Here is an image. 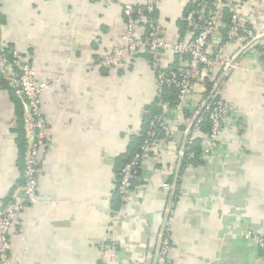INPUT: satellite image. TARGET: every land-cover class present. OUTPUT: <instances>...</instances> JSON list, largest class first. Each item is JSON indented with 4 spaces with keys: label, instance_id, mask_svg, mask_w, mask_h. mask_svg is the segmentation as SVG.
<instances>
[{
    "label": "crops",
    "instance_id": "crops-1",
    "mask_svg": "<svg viewBox=\"0 0 264 264\" xmlns=\"http://www.w3.org/2000/svg\"><path fill=\"white\" fill-rule=\"evenodd\" d=\"M194 1L160 0L165 40L191 37L185 15ZM143 2L0 0L1 41L32 60L48 82L39 200L11 231L20 264H97L112 243L114 264H155L163 235L170 264H264L258 245L244 237L249 229L264 237L263 44L246 51L238 41L222 45L236 66L221 81L229 113L211 155L194 160L185 149L206 90L201 81L183 110H168L171 127L142 161L128 199L118 194L120 170L139 150L146 114L155 106L157 79L147 52L117 68L101 59L125 44L124 5ZM233 8L250 33L263 29L264 0ZM136 29L139 35L138 22ZM161 59L179 68L188 58L164 52ZM25 132L21 101L0 85V207L24 184ZM206 134L199 135L205 140Z\"/></svg>",
    "mask_w": 264,
    "mask_h": 264
},
{
    "label": "built area",
    "instance_id": "built-area-1",
    "mask_svg": "<svg viewBox=\"0 0 264 264\" xmlns=\"http://www.w3.org/2000/svg\"><path fill=\"white\" fill-rule=\"evenodd\" d=\"M195 1L196 5L189 9L185 15V22L191 37L176 41L165 40L164 26L153 15L160 0H144L141 4L126 3L123 7L126 24L123 34L125 44L113 49L101 59L102 65L117 68L123 64L125 58L147 52L150 55V64L157 79L158 106L162 112L154 115L150 120L139 150L120 170L117 188L120 197L124 200L128 199L133 189L134 179L142 161L150 153L159 149L160 133H158V129L166 132V128L171 127L165 121L168 110L170 108L183 110L189 98L194 95L196 85L212 72L214 66L221 67V73L214 81L210 92L207 93L206 87L200 101V110L193 117L187 131L185 149L189 150L193 139L201 136L199 135L202 121L200 115L205 112L210 118L211 127L203 140L201 158H208L216 147L222 131L223 119L229 113L228 104L220 96V85L230 69L234 68L236 64L234 57H224L225 51L222 46L224 44L218 40L217 36L224 8L239 7L246 0ZM138 17L144 19L148 25V27L143 26L139 35L136 29ZM231 24L227 41H238L241 44L240 51H246L257 44L264 45V27L257 33L248 32V36L243 35L241 33L242 21L238 11L233 12ZM213 45L217 46L213 47ZM212 48H214L213 54H211ZM164 52L181 57L188 55L189 58L182 67L167 68L161 59ZM0 73L22 103L23 121L26 126L24 184L14 191L5 205L0 207V264H20L12 254L11 231L16 219L26 207L39 200L41 151L47 145L48 140V120L42 109V96L48 88V82L40 79L32 61L24 59L17 48L6 45L1 39ZM166 88L177 89L178 101L175 106H170V103L164 99ZM166 137H170L169 132L166 133ZM192 157H194V153L191 151L189 158ZM166 187L170 188L171 185L167 184ZM244 237L258 245L264 259V237L252 229L247 230ZM169 244L163 235L155 264H170L168 260ZM114 249H116L115 243L105 248L97 264H114ZM130 264L144 263L135 259Z\"/></svg>",
    "mask_w": 264,
    "mask_h": 264
},
{
    "label": "trees",
    "instance_id": "trees-1",
    "mask_svg": "<svg viewBox=\"0 0 264 264\" xmlns=\"http://www.w3.org/2000/svg\"><path fill=\"white\" fill-rule=\"evenodd\" d=\"M195 5H196V1L191 2V4L189 5L187 11L189 9H191L192 7H194ZM233 11H234V8L231 7V6L230 7H226V9L224 10V16L222 17L223 18L222 19L223 20L222 21L223 22L222 32H223V35H224V41L222 42L223 44L226 43L227 38H228V31H229V29L232 26V24H231V15L233 14ZM153 15H154L155 18H157V19L159 18L158 15H157V9L155 10ZM136 22H138L141 25L142 29H143V26L148 27V25L145 23L144 19H141L140 17H138L136 19ZM241 31H242L241 33H243V35L248 36L247 34H248L249 31L246 30L245 26L242 27ZM260 45L261 44H257V45H255V47L260 49ZM262 50H264V49L262 48ZM213 53H214V48L211 49V54H213ZM21 55H22V53H21ZM186 56H187V58H189L188 55H186ZM30 61H32V60H30ZM220 73H221V67L214 66L213 69H212V72L208 76H205L202 79L204 84H206L207 93L210 92V90L212 89V85H213L214 81L216 80V78H218ZM0 85L1 86H6L7 88L11 89V87L8 84V82L4 79V77L1 75V73H0ZM164 99L170 103V106H175L176 102L178 101L177 89L176 88H166L165 91H164ZM158 102H159V99H158V96H157L156 102H155V106L153 108H150L148 113L146 114V121H147V127L146 128H148L149 122L154 117V115L160 114L162 112L161 108L158 106ZM186 116H190L191 117L192 115L186 112ZM200 116L202 117V121H201V124H200V129H201V131L203 133L204 132L206 133V132H208L210 130V127H211L210 118H209L208 114L205 113V112L203 114H201ZM163 132H164V130L158 129V133H160V135H163L164 134ZM144 136H145V133H144V135L142 137V141L144 139ZM202 140H203V138H201V136H198L195 139H193V141L189 145L190 149L186 151V156L187 157L189 156V152L192 151L194 153V157H192L194 160H198V159L200 160L201 159ZM23 151H25V137H24V140H23ZM132 157L133 156L128 157L126 159V161L123 163V165L128 160H130ZM139 168H138V170H139ZM136 179H137V174H136V178L134 179V183L136 182ZM119 196H120V194H119Z\"/></svg>",
    "mask_w": 264,
    "mask_h": 264
},
{
    "label": "rangeland",
    "instance_id": "rangeland-1",
    "mask_svg": "<svg viewBox=\"0 0 264 264\" xmlns=\"http://www.w3.org/2000/svg\"><path fill=\"white\" fill-rule=\"evenodd\" d=\"M164 29V28H163ZM165 30V29H164ZM164 36V35H163Z\"/></svg>",
    "mask_w": 264,
    "mask_h": 264
}]
</instances>
